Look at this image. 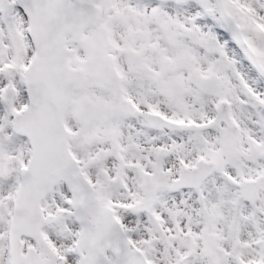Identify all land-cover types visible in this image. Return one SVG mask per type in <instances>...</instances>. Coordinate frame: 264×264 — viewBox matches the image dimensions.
<instances>
[{
    "label": "snow or ice",
    "instance_id": "snow-or-ice-1",
    "mask_svg": "<svg viewBox=\"0 0 264 264\" xmlns=\"http://www.w3.org/2000/svg\"><path fill=\"white\" fill-rule=\"evenodd\" d=\"M0 264H264V0H0Z\"/></svg>",
    "mask_w": 264,
    "mask_h": 264
}]
</instances>
